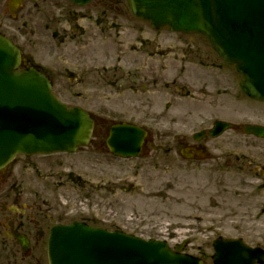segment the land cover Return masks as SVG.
<instances>
[{
  "label": "rangeland",
  "instance_id": "rangeland-1",
  "mask_svg": "<svg viewBox=\"0 0 264 264\" xmlns=\"http://www.w3.org/2000/svg\"><path fill=\"white\" fill-rule=\"evenodd\" d=\"M129 23L135 25L131 17ZM80 24L87 35L94 30L89 20ZM143 27L145 37L155 41L144 47L165 52L168 48L170 54L151 60L144 55L137 67L144 79L138 85L130 88L95 81L92 67L100 70L113 63L103 60L112 49L87 45L85 57L71 67L76 76L83 73L89 81L67 86L63 82L55 93L89 110L96 105L94 113L106 116L107 124L128 122L146 129L152 144L162 150L148 148L137 159L123 160L104 147L94 150L89 145L71 155L17 157L10 166L32 181L55 176L49 179L60 180V187L64 186L59 200L75 204L76 213L94 217L102 227L165 240L171 248L188 242L183 252L202 258L204 264H212V242L219 237L242 239L264 250V182L252 172L264 161V141L228 131L193 161L174 140L189 143L195 132L208 129L216 120L264 125V102L244 98L238 86L240 76L218 59L203 37L167 30L154 33L148 25ZM73 41L65 49L78 53L79 44ZM216 65L221 68L215 69ZM129 67L123 65L122 70L132 73L135 66ZM215 98L219 107L206 109ZM67 173L77 182L67 181Z\"/></svg>",
  "mask_w": 264,
  "mask_h": 264
},
{
  "label": "water",
  "instance_id": "water-1",
  "mask_svg": "<svg viewBox=\"0 0 264 264\" xmlns=\"http://www.w3.org/2000/svg\"><path fill=\"white\" fill-rule=\"evenodd\" d=\"M86 4L90 0H71ZM135 16L158 29L198 32L218 56L242 76L240 88L249 98L264 101V0H130ZM17 49L0 37V169L16 155L73 153L88 143L92 120L80 108L67 109L51 93L48 80L29 68L17 71ZM230 125L216 122L217 137ZM246 133L264 138V127ZM201 135H198L199 139ZM146 139L144 130L119 125L107 141L112 153L136 157ZM213 264H264V251L240 240L213 242ZM167 247L166 242L142 240L81 224L59 227L48 245V264H202Z\"/></svg>",
  "mask_w": 264,
  "mask_h": 264
},
{
  "label": "flooded vegetation",
  "instance_id": "flooded-vegetation-1",
  "mask_svg": "<svg viewBox=\"0 0 264 264\" xmlns=\"http://www.w3.org/2000/svg\"><path fill=\"white\" fill-rule=\"evenodd\" d=\"M87 7L90 10L85 13ZM130 17L135 25L129 23ZM86 20L91 21L94 27L89 35L80 24ZM143 25L146 23L130 13L129 0H92L85 6L76 5L69 0H0V36L19 50L22 68L32 67L44 74L54 92L63 82H67V86L72 83L83 85L89 81L84 78L83 73L76 76L71 67L78 63L77 60L85 57L87 45L94 49L103 47L104 51L112 49L104 53L103 60L112 59L113 63L101 66L100 70L92 67L95 81L102 80L103 84L127 85L130 88L138 85L144 79L142 71L137 68L145 59L144 55L147 60H151L170 54L168 48L165 49L168 52H165L158 47H144L145 43L153 44L155 41L145 37ZM75 39L80 47L78 53L65 49ZM122 60H125L123 65H130L127 70L135 66L132 73L122 70ZM199 64L202 65L201 60ZM220 68L221 65L215 67L217 70ZM75 69L74 66V71ZM67 72L69 78L66 77ZM141 87L145 86L142 84ZM218 93L217 91V98ZM55 95L68 107L80 106L87 111L94 120L89 145L94 150L106 148L105 140L112 123L107 124L104 120L106 116L94 113L98 110L97 106L93 105L94 110H89L84 105L70 103V100L59 97L56 93ZM189 95L185 93L186 97ZM218 107V99L215 98L207 104L206 109ZM245 125L234 123L232 131L245 136ZM208 130H201L204 138L199 142H195L192 136L189 143L177 138L174 139L175 143L182 151L187 150L186 155L190 154L191 160L198 161V153L206 154L208 144L213 141L208 137ZM149 145L150 143L145 145V150ZM261 164L262 166L253 168L252 172H257L263 183L264 161ZM38 178L43 180L32 181L14 172L11 166L0 171V264H47L44 255L46 256L49 234L56 226L80 222L91 227H102L94 217L76 213L73 210L75 207H72L75 204L59 200L62 194L60 190L64 186L60 187V180L49 179L55 176ZM65 178L72 184L77 182L70 173ZM76 178L79 180L80 177ZM32 182L35 183L34 186ZM57 182L59 185H54ZM91 204L90 202L88 206Z\"/></svg>",
  "mask_w": 264,
  "mask_h": 264
}]
</instances>
